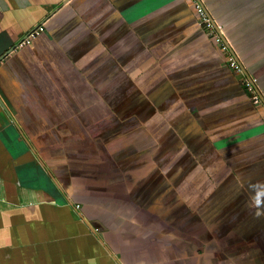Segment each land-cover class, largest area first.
<instances>
[{"label": "crops", "instance_id": "obj_1", "mask_svg": "<svg viewBox=\"0 0 264 264\" xmlns=\"http://www.w3.org/2000/svg\"><path fill=\"white\" fill-rule=\"evenodd\" d=\"M197 2L240 72L189 0H0V264H264V0Z\"/></svg>", "mask_w": 264, "mask_h": 264}, {"label": "built area", "instance_id": "obj_2", "mask_svg": "<svg viewBox=\"0 0 264 264\" xmlns=\"http://www.w3.org/2000/svg\"><path fill=\"white\" fill-rule=\"evenodd\" d=\"M189 1H191L195 6V9L198 15V26L202 28L203 30H207L209 32L211 37L218 44V47L221 52H225L228 54L227 63L230 69L240 72L241 71L240 64L238 63L234 55H232L231 53H228L229 47L227 46V43H225L224 40L222 39L221 34H220V29H218L217 26L213 23V21L207 16L202 6L198 4L199 2H197V0H189ZM41 30L42 29L39 28V31ZM36 33H37L36 30L31 32L28 35V37H26L19 44V46L27 44L29 42L28 41L29 37H34ZM243 85H244V88L247 90V92L250 93V98H251L252 103L254 105L261 106L262 114L264 117V94H261L256 90L254 81L249 78L244 79Z\"/></svg>", "mask_w": 264, "mask_h": 264}]
</instances>
